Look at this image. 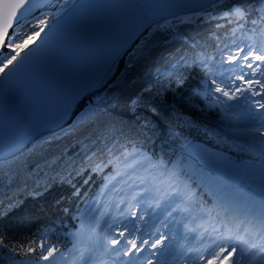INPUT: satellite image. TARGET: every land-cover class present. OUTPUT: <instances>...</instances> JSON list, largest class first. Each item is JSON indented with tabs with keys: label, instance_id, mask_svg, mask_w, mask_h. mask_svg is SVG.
<instances>
[{
	"label": "trees",
	"instance_id": "16d2710c",
	"mask_svg": "<svg viewBox=\"0 0 264 264\" xmlns=\"http://www.w3.org/2000/svg\"><path fill=\"white\" fill-rule=\"evenodd\" d=\"M71 4L62 1L58 9ZM236 4L246 8L249 21L259 15L260 0H225L200 16L154 27L114 83L69 127L0 162V264H42L45 241L66 254H56L58 264H83L79 253L85 249H90L84 252L86 260L91 255L96 258L92 264H100L113 240L107 237L106 216L123 201L150 192L166 194L167 201H179L222 226L232 225L227 215L217 213L213 194L199 182L194 158L200 159L197 147L204 145L244 167L264 163L250 147L259 148L262 137L257 134L253 142L240 135L233 126L234 105L220 104L225 96L215 91L217 83L236 91L240 59L229 62L228 57L251 43L250 22L240 21L245 26L233 36L237 22L222 17ZM45 17L46 24H40ZM52 18L43 12L22 22L14 29L19 39L11 35L13 43L33 37ZM141 50L144 55L137 54ZM15 54L8 47L0 62ZM149 87L152 91L145 92ZM125 150L132 154L127 160ZM133 160L139 163L127 168ZM177 191L179 197L171 196Z\"/></svg>",
	"mask_w": 264,
	"mask_h": 264
},
{
	"label": "water",
	"instance_id": "95a60500",
	"mask_svg": "<svg viewBox=\"0 0 264 264\" xmlns=\"http://www.w3.org/2000/svg\"><path fill=\"white\" fill-rule=\"evenodd\" d=\"M34 2L36 6L28 19L55 10L60 0ZM210 3L211 0H74L51 19L27 49L19 50L21 56L27 53L24 59L0 81V162L69 127L114 83L127 58L154 27L200 16L212 9ZM17 26L13 23L7 29L0 56L8 52V39ZM4 27L0 15V32ZM137 30V35L121 47ZM113 56L115 64L105 76ZM198 168L200 176L212 182L215 171L200 163ZM213 196L218 205L216 192Z\"/></svg>",
	"mask_w": 264,
	"mask_h": 264
},
{
	"label": "snow or ice",
	"instance_id": "6c2138e0",
	"mask_svg": "<svg viewBox=\"0 0 264 264\" xmlns=\"http://www.w3.org/2000/svg\"><path fill=\"white\" fill-rule=\"evenodd\" d=\"M224 0H211L210 6L212 8H216L217 4H222ZM260 4L264 5V0H260ZM34 0H0V15H2L5 21V27L3 32H0V47H3L5 44V36L8 35L7 29L12 27L13 23L16 25H21L22 22L27 23L28 17L32 15L33 8L35 7ZM56 15H59L57 13ZM249 13H247L246 8L242 4L233 5L230 9L224 10L222 12L223 18H229L228 23H233V20L230 17H234L237 22V27L232 29V34L235 36L236 31L244 28L245 24L239 23L240 21H244L245 23L250 22L253 25L251 30V35L248 36V39L251 41L249 44H245L241 47L235 56L229 55V62L234 61L236 59H240L241 63L237 65L240 68L241 75L238 79L244 80L245 83L250 86L255 83L258 88L250 87L248 91L251 92L252 96H258L259 99L254 100L253 103L256 105V111L253 112L252 109L246 110V115H238L233 118V126L235 130L239 132L240 135L251 137L252 141L257 140V134L259 137H264V8H260L259 15L255 19H251L249 21ZM216 18V17H212ZM47 17L45 19L40 20V24H46ZM44 28H40L39 31L34 32L35 36H39L41 32H44ZM137 32H133L130 34L121 47L124 44H127L133 36L137 35ZM151 35V33H149ZM13 37L19 39L18 33L14 30ZM33 37L29 36L27 39L23 41L22 44H14L12 37H9L7 47H9L16 54L11 55L10 58H6L3 62H0V81H4L9 73L15 70L24 59V56L20 55L21 49H27L29 43L32 41ZM144 42L141 41V44ZM139 48V45L137 46ZM118 54V53H117ZM138 55H144L145 51H138ZM19 57V59H18ZM181 62L185 61V57H181ZM246 62V63H245ZM258 62V63H257ZM195 63V61H194ZM115 64V56H113L112 60L109 62L108 66L105 69L104 75L107 76L109 72L112 71V66ZM204 67H207L205 64ZM244 67L250 69V72L245 73L243 71ZM248 77V79H246ZM215 83V81H213ZM237 92L241 91V88L237 86ZM145 92H151L152 89L146 88ZM215 91L218 93H222L224 96L229 99H239L235 95V93H229V91H225L221 88L220 84H216ZM194 94H199L195 93ZM157 96L161 94L157 92ZM75 99V97L73 98ZM218 99V98H217ZM244 100H248V96H244ZM220 104H224V101H219ZM232 108L231 105L228 106ZM92 112H86L85 115H92ZM250 120L252 124H255L259 121V127H248L241 126L242 121ZM253 152L260 158H264V141L261 142V146L259 148L255 147V144H251ZM132 155L127 150L124 152L125 160ZM139 161L133 160L131 163L127 164V168H134ZM119 175V173H117ZM111 179H115L112 177ZM87 182V181H85ZM107 187V185H105ZM76 194L79 192L77 190ZM103 193H101L102 195ZM173 197H179L180 193L173 192L171 193ZM136 197L134 196L133 199ZM222 207L227 210L228 205L222 204ZM236 213V218L239 220L237 224L236 232L232 235L231 240H225L224 246L220 248V252L215 253L212 259L207 260V264H229V258L232 257L231 264H264V202H262L259 206H234L232 209ZM173 211H182V209L176 208ZM103 215V213L101 214ZM135 216V214H134ZM139 220L144 221L145 217L140 215L138 217ZM243 225L241 228L240 226ZM96 227H99V222H97ZM111 227V225H109ZM126 230L127 226H125ZM94 229L92 233H94ZM140 228L135 224L131 230H128L129 235H133L136 232H139ZM159 231V230H157ZM188 231H192V229H188ZM92 233L89 234L88 239L91 241ZM119 235L121 237L125 236L124 232H120ZM169 239L167 234H159V238L156 239L153 243L149 244L148 241H143L139 245L136 240H128L127 243L131 245V247L121 249L125 256L128 257L127 261H124L123 264H143L146 260L147 264H171L169 257L173 253V249L171 245L165 243ZM121 243V241L112 240V245L115 247L117 244ZM229 243L231 247H229ZM3 244V240L0 239V245ZM145 245H148L149 248L154 249L155 251L150 252L149 256L145 257L142 255L144 251H146ZM237 245L239 247H237ZM41 253L40 259L43 261H47L48 264H58L56 254L59 253V248L56 246L47 247V242L41 243ZM211 247V245H210ZM75 250V245H73V249H69V251ZM29 252L34 251V249L29 248ZM90 251V249H85L79 253V259L83 262V264H87V260L85 258L84 252ZM46 253V254H45ZM62 257H66V254L59 253ZM119 255V252H117ZM201 259H204L201 256ZM18 264H30L28 260L18 262Z\"/></svg>",
	"mask_w": 264,
	"mask_h": 264
},
{
	"label": "rangeland",
	"instance_id": "374dc122",
	"mask_svg": "<svg viewBox=\"0 0 264 264\" xmlns=\"http://www.w3.org/2000/svg\"><path fill=\"white\" fill-rule=\"evenodd\" d=\"M73 1L74 0H72V2ZM260 6L261 8H264V5L262 6L261 4H259L258 7ZM63 11V9H58L57 6L55 10L48 12V14L54 18L58 16L56 15L57 13H59L60 15ZM36 38L37 36L34 35L30 43H32ZM240 63L241 61L235 65L238 77L241 75L240 68L237 67V65ZM242 81V79H238L235 77V87L237 89V86H239L241 88V91L237 92L236 90L235 92H229L230 94L235 93V95L239 97V99H229L226 96L224 98L225 106H229L231 104L234 105V108L231 111L234 117H237L238 115H246V110L251 109L252 107V101L249 98L247 101L244 100L248 85H246L245 82H243L244 85H239V83H241ZM241 126L259 127L260 123L259 121H257L255 124H252L250 120H245L242 121ZM262 140L264 141V137H262ZM202 149L210 152L214 151H211L209 148L200 145L199 147H197L196 153L197 156L200 157V162L203 165L212 167L213 164L202 152ZM217 156L226 161L223 155ZM228 162L233 166L245 171H254L255 169L264 165V163H259L255 167H242L240 165H235L230 161ZM204 178V176L199 175V182L203 184L207 189H209V191L213 195H215V192L210 187V182H206ZM252 180L262 182V180L260 179ZM244 181L245 179L243 177L238 178V184H234L233 187L234 189L240 191V193H242L246 197L248 195L244 190ZM176 208L182 209V211H173V209ZM220 209H222V207ZM140 215H143L145 217L144 221L136 218ZM205 219H207V217H205L202 212L191 210V208H187L179 201H167L166 194L161 195L154 192H150L147 195L139 194L131 202H127V200L123 201L122 204L118 206V208L114 211V213H112L110 216H106L107 224L105 229L107 231V237H111L112 239L121 241V243L117 244L115 247L112 245L110 247V251L105 254L100 264H123L124 261L128 260V257L125 256L120 250L131 247V245L127 243L128 240L134 239L136 240L138 245L145 240L148 241L149 244H151L159 238V234L161 233L167 234L169 236V239L165 241V243L171 246L180 243L183 249L186 248V244H188L192 239L201 241L202 243L214 242L218 244V242L221 241L222 237H219L218 234L215 233V230L212 228L213 226L211 222L208 221L210 223V226L208 228H206L205 225H200V222L205 221ZM134 224L140 228V231L134 233L133 235H129L128 230H131ZM109 225H111V227H109ZM125 226H127L128 230H126ZM191 226H196L199 232L195 231V229H192V231H188V229H191ZM120 232H124L125 236L121 237L119 235ZM96 245L101 246V244ZM145 248L146 251L142 253L143 256L146 252H148V249H151L148 247V245H145ZM117 252H119V255H117ZM87 258V264H91L94 260H96V258L94 259V257L91 255H89ZM41 263L44 264V261ZM46 264H48V262H46ZM143 264H147V261H144Z\"/></svg>",
	"mask_w": 264,
	"mask_h": 264
},
{
	"label": "bare ground",
	"instance_id": "6f19581e",
	"mask_svg": "<svg viewBox=\"0 0 264 264\" xmlns=\"http://www.w3.org/2000/svg\"><path fill=\"white\" fill-rule=\"evenodd\" d=\"M243 71L247 73L251 70L247 67H244ZM246 79H248V77H246ZM242 82H244V80ZM250 87L255 89L258 88V86L255 85L254 82L251 86L248 84V88L245 92L248 98L252 101L251 109L253 110V112H255L256 105L253 103V101L259 99V97L251 95V92L248 91ZM202 152L213 164V166L210 168L213 169V171H215L216 173V175L212 178V182L211 180H209V182L212 189H214V191L216 192V201L218 202L219 207H222V204L228 205L227 209L232 212V216L236 221V213L232 210L234 206H259L261 204L249 195L250 193H248L246 186H244V190L248 196L245 197L242 193H240V191L234 189L233 185L238 184V178L241 177H243L245 181H250L252 179H260L264 181V165L255 169L254 171H245L233 166L228 161L221 159L214 152H210L205 149H202ZM186 245L187 246L184 249L181 247L180 243L171 246L173 249V253L169 257L171 264H201L204 259H207L213 252H220V250H218V248H220L219 245L215 246L213 242L202 243L201 241L193 239ZM201 256H205L202 261Z\"/></svg>",
	"mask_w": 264,
	"mask_h": 264
}]
</instances>
